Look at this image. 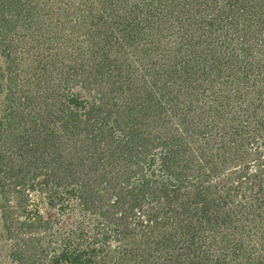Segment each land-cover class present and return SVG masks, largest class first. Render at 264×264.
Listing matches in <instances>:
<instances>
[{"label": "trees", "instance_id": "obj_1", "mask_svg": "<svg viewBox=\"0 0 264 264\" xmlns=\"http://www.w3.org/2000/svg\"><path fill=\"white\" fill-rule=\"evenodd\" d=\"M70 22L90 42L77 65L48 55ZM31 30L48 46L25 90ZM0 54L27 103L0 114L18 264H264V0H0ZM45 202L96 232L80 222L49 250Z\"/></svg>", "mask_w": 264, "mask_h": 264}, {"label": "rangeland", "instance_id": "obj_2", "mask_svg": "<svg viewBox=\"0 0 264 264\" xmlns=\"http://www.w3.org/2000/svg\"><path fill=\"white\" fill-rule=\"evenodd\" d=\"M58 28V31L54 30L55 32L60 33L61 38L60 40H53V45L56 46V48H51L50 51H48V55H54L53 57H56L57 60H61V61H66V63L71 64V65H77L76 61H82L84 62V58H90V54H87V56H84V54L82 52H80V50L84 49V47H87V50L90 48V42L88 40V35L84 34V35H80L79 33L82 32V30H80L75 22H70V23H65ZM18 30H21V26L18 28ZM33 30V29H32ZM31 30V32H25L26 35H24L22 37L20 44V52H23L24 49L27 47L29 48L30 46H32V49H30V52L25 55L26 57L23 58L21 60V62L19 63V70L17 71L18 73H22V77L20 78V83H23L24 85L22 87H25V90L27 89V84L30 85L29 83L32 82L33 84L30 85V87L35 89V84L37 83L36 80L34 81L35 77L31 78V75L35 72V67L37 65L35 58L37 57L39 58H43L45 57L44 55V48H47L48 43L47 42H43L44 38H43V34L41 32H35L33 33V31ZM37 33V34H36ZM83 34V32H82ZM64 37V39H62ZM67 39V46L65 43V40ZM82 39V40H81ZM37 41L38 44L33 48L32 44H35ZM42 43V44H41ZM79 43V44H78ZM84 45V47H83ZM164 47H162L163 49L167 48V44H163ZM82 46V47H81ZM81 47V48H80ZM25 52H23L24 54ZM123 55V53H122ZM7 57L3 56L0 54V70L2 72H5V76L0 77V80L2 78H4L2 81H0L1 84L5 83L3 88H4V92H0V114H2V110L4 109L5 105H10V107L12 108V110L17 109V114H13L14 118L20 120L21 116H25L26 112L24 111V106L27 104L25 102V100L23 99L24 97L23 92H22V88H20L21 90L18 91L16 94L17 98L20 97V104L19 101H17V98L15 99L14 97L8 96V91L6 89L7 86V76L10 74V72L7 70L6 67H8V63H6ZM155 59V58H154ZM34 60V61H33ZM82 64V63H81ZM1 72V73H2ZM0 73V74H1ZM48 75V79L45 83H42L43 85H50L49 87H52V85H55L56 82L58 80L57 78V74L54 75L55 76V80H54V76H49ZM45 75V76H47ZM35 76V75H33ZM5 80V81H4ZM25 81V82H24ZM26 83V84H25ZM8 87V86H7ZM2 88V87H1ZM9 89V88H8ZM78 90H80L81 92H85L84 90H81V88H77ZM75 88V90H77ZM7 91V92H6ZM17 91V90H16ZM15 90H12V92H16ZM86 93V92H85ZM7 94V95H6ZM17 106L16 108L13 106ZM27 111V110H26ZM2 117H0L1 120ZM5 133V135L3 134ZM10 133L9 131H5L3 128H0V155L6 152L7 149H9L11 143H10V139L9 136ZM228 174V171H226V173L224 175ZM223 175V176H224ZM38 181V180H37ZM48 193H55V190H51ZM109 195H107L108 197ZM54 199L57 198V195L55 194ZM3 197H0V202L1 199ZM4 200V199H3ZM2 200V201H3ZM12 202L11 204L8 206V208H15L16 212L13 214V217L10 218V220L12 221V218H15L14 220L18 221H23L25 219V217L19 215L18 211H21V208H16L13 205H16L18 200L17 199H11ZM37 205V204H36ZM34 204H31V207L36 206ZM37 207H39V211H40V216H43V221L47 222L48 220L51 222L50 228L47 230H42L40 233L41 235H47L46 237V241H47V245L46 247H48L49 250H53L58 248L61 245V241L64 238H67L68 236H70V231L72 229V227H75L76 224L85 221V226L87 228V230H89L91 233H95L96 232V227L94 226V223L92 220H89L88 218L84 217L83 215L80 214V209L78 211H72L71 214L69 215H64L61 213L60 211V206H54L49 207L48 204L45 203H40L37 205ZM105 209V208H104ZM146 210V208H143ZM10 210V209H9ZM138 216L141 215L139 212ZM2 208L0 206V264H18L17 261L13 260L12 258V253L13 251L16 249L15 247V242L17 241L16 239L19 238L21 240V237L23 239V237H26L24 235H26V232L19 230V233L15 234V236H11L8 237L7 235V230H5V222L6 219L3 217L2 215ZM21 216V217H20ZM90 218L92 217L91 215L89 216ZM7 223L10 225V221H7ZM171 225V224H170ZM169 225V226H170ZM175 225V224H174ZM168 226V227H169ZM167 227V225H166ZM19 228V225H18ZM175 228V227H173ZM160 229H164V228H158V230H155L156 235L157 234H162L159 230ZM155 236V234H153V237ZM116 242L112 241L111 245L115 246ZM158 252H154L152 255H157ZM103 255H101L99 258L100 260L102 259ZM139 259H144L145 264H148L149 262V258L145 259L144 257H138ZM241 260L245 259V257H241ZM152 262V260H150ZM153 263V262H152ZM103 264V263H101ZM113 264V263H112Z\"/></svg>", "mask_w": 264, "mask_h": 264}]
</instances>
